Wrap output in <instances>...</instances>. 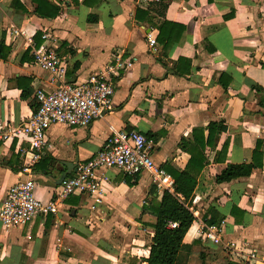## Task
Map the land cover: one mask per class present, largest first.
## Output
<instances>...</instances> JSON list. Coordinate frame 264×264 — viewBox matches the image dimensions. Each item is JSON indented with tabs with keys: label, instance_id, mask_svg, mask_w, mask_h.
<instances>
[{
	"label": "crops",
	"instance_id": "0c3cea01",
	"mask_svg": "<svg viewBox=\"0 0 264 264\" xmlns=\"http://www.w3.org/2000/svg\"><path fill=\"white\" fill-rule=\"evenodd\" d=\"M47 1L59 9L54 18L36 16L30 0H0V207L7 188L24 180L33 181L37 200L51 201L61 175L71 177L119 131L139 132L156 165L182 172L190 156L180 142L222 124L226 131L205 148L196 180L194 222L183 240L191 247L188 264H236L223 247L200 240L199 223L220 226L225 243L254 251L264 264V0H162L163 18L150 10L157 0ZM164 21L183 27L166 54L157 43ZM46 32L67 63L68 83L86 81L116 57L130 66L113 80L110 109L86 128L49 127L50 149L31 165L21 154L28 145L10 133L34 112V90L49 87L31 56L36 35L42 43ZM254 150L260 168L215 183L227 166L250 164ZM98 177L101 205L70 196L56 215L35 216L21 228L0 225V264H146L155 224L147 207L161 195L145 173L108 170Z\"/></svg>",
	"mask_w": 264,
	"mask_h": 264
},
{
	"label": "built area",
	"instance_id": "2783aa9c",
	"mask_svg": "<svg viewBox=\"0 0 264 264\" xmlns=\"http://www.w3.org/2000/svg\"><path fill=\"white\" fill-rule=\"evenodd\" d=\"M12 33L18 31L13 30ZM41 38L39 46L32 44L31 56L33 64L47 75L49 87L34 90V112L10 133L28 145L27 151L21 154L24 157L30 155L31 165L36 164L50 149L46 136L49 127L86 128L109 110L115 89L113 80L130 66L129 61L116 57L103 71L82 83L71 84L66 81L67 63L59 57L54 39L48 32ZM148 46L155 51V43L150 37ZM108 170H116L130 177L145 173L157 195L173 192L172 176L154 163L145 137L136 131H119L111 134L91 159L76 166L75 173L61 182L51 201L42 202L34 197L32 180L9 186L0 207V225L21 228L35 216L56 215L58 204L70 196H84L91 205H101L103 191L98 173ZM170 227L174 228V224ZM197 232L203 242L223 247L233 263L257 264L259 261L254 251L234 242L225 243L220 226L199 223Z\"/></svg>",
	"mask_w": 264,
	"mask_h": 264
},
{
	"label": "trees",
	"instance_id": "16d2710c",
	"mask_svg": "<svg viewBox=\"0 0 264 264\" xmlns=\"http://www.w3.org/2000/svg\"><path fill=\"white\" fill-rule=\"evenodd\" d=\"M100 1V0H97ZM36 5L34 14L40 18H54L58 15L59 9L51 5L47 0H30ZM74 2H77L74 1ZM87 0L83 3L85 4ZM168 3L157 0L150 5L159 17H164V12ZM21 10H24L23 8ZM149 10V9H147ZM147 15V11L136 12V15ZM91 19L88 18V22ZM183 32V27L164 21L158 26L157 43L162 48V53H168L179 42ZM41 40L39 35L35 37V46H39ZM25 90L22 92V98H26ZM207 136L204 137V131ZM226 128L222 124L210 123L205 129H195L192 131V140L190 142L181 141L180 148L190 156L187 166L182 172L167 170L174 180L173 192H163L160 201L153 197L147 212L155 218V224L152 226L153 236L151 238L149 254L145 260L146 264H188L191 247L183 243L184 237L194 222L193 214L190 212L193 199L196 180L203 167L206 165L204 150L213 144L216 134L224 133ZM222 153L225 152L223 149ZM261 154L253 151L252 161L247 165H229L215 178V183H228L239 178H246L251 173L261 167ZM174 224V228L170 225ZM211 225V224H210Z\"/></svg>",
	"mask_w": 264,
	"mask_h": 264
},
{
	"label": "water",
	"instance_id": "95a60500",
	"mask_svg": "<svg viewBox=\"0 0 264 264\" xmlns=\"http://www.w3.org/2000/svg\"><path fill=\"white\" fill-rule=\"evenodd\" d=\"M66 167V166H65ZM69 171H66L65 173H63L58 181V184H61V182L63 181V179L65 178V176L67 175Z\"/></svg>",
	"mask_w": 264,
	"mask_h": 264
}]
</instances>
